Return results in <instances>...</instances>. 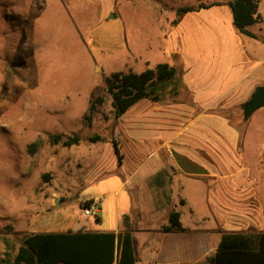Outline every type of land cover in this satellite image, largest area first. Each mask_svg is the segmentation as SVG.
<instances>
[{
    "label": "rangeland",
    "instance_id": "rangeland-1",
    "mask_svg": "<svg viewBox=\"0 0 264 264\" xmlns=\"http://www.w3.org/2000/svg\"><path fill=\"white\" fill-rule=\"evenodd\" d=\"M227 2L0 0V264H12L27 235L74 230L77 222L89 231L124 230L122 220L127 215L137 249L155 242L166 246L175 238L194 243L197 232L220 228L222 197L211 200L205 182L182 177L178 190L181 177H174L171 191L148 185L170 157L160 151L146 157L151 146H144L140 137L146 133L133 131L125 161L119 162L113 145L123 146V118L115 114L104 79L113 71L140 72L157 62H169L170 53L178 50L180 62L194 68L207 57L209 67L204 71L209 74L210 89L219 83L231 89L243 73L240 49L264 64V43L241 33L236 36L228 28L232 24ZM182 6L196 9L178 15ZM257 10L262 21L248 29L264 37V0H258ZM176 68L179 79L167 82L144 102H189L182 67ZM92 94L102 95L104 101L88 126L84 116ZM242 102L224 111L234 125L233 135L219 131L217 137L213 132L205 149L213 167L234 169V175L225 180L226 192L252 183L256 203L263 204L264 107L245 119ZM58 133H78L81 139L65 146L63 136L53 143L51 135ZM94 135L99 139L91 140ZM32 142L36 145L29 148ZM149 190L154 204L159 200L156 207L147 200ZM178 193L186 205L180 206ZM87 199L99 202V219L95 212L83 214ZM174 207L186 231L161 238L157 228L167 223ZM255 217H250L251 225L228 222L223 230L257 232ZM202 241L208 250L205 255H196L191 244L183 257H196L195 264H205L215 250V239ZM262 245L264 250V238ZM248 253L251 264L260 263L257 252Z\"/></svg>",
    "mask_w": 264,
    "mask_h": 264
},
{
    "label": "crops",
    "instance_id": "crops-1",
    "mask_svg": "<svg viewBox=\"0 0 264 264\" xmlns=\"http://www.w3.org/2000/svg\"><path fill=\"white\" fill-rule=\"evenodd\" d=\"M182 19L183 18H181L180 21ZM228 28H232V31H234L237 36L238 32L233 25ZM250 29L251 28H249V30ZM252 32L256 35V38L249 37V39L261 41L264 38L258 36L256 32ZM240 51L238 60L242 64L241 71L243 73L240 75L239 80L236 81V85L228 90H226L228 86L226 83H219L216 88L210 89V77L209 74L204 71L205 68L209 67L207 57L202 59L203 62L201 66L194 68L191 65H184L180 62L181 54L178 50L174 53L171 52L169 62L175 67H182V82L189 94V102L180 100L171 104H148L144 102L147 97H143L120 115L123 118L121 123H123L122 128L124 131L123 146H120V144L117 145L118 151H120V161H125L124 154L127 151V146H129L133 140L131 135L134 134V130L146 133L144 136H140L144 146L147 148L151 146V149H148V153H146V157L151 156L154 151H160L166 158L170 157V159L164 161L161 170L156 172V176H153L149 180L148 185H150L152 189L160 187L163 191H171L174 187V180H176L174 177H181L177 185L178 190H180L182 186V177L186 178L188 181L198 179L206 183L211 200H213V197L219 195L222 197L221 202L223 204L219 205V210L222 212L219 219L220 228L215 230L205 229L201 232H197V237L194 236L196 238L194 243L188 240L186 241L183 238L180 240L175 238L174 243L171 241L172 243L169 242L166 246H162L160 242H155L151 245L142 244L137 249L134 244V235L129 227L124 225L125 222L128 223V216H123L122 227L129 229L132 235L135 255L134 264H195L196 257L193 259H190V257H183V254L185 256V252L190 250L191 244L194 246L193 250L195 254L197 252L196 255H205L208 250H204V247H207L202 245L204 244L202 241L203 239H215V248L221 233L226 231L246 232L248 230L240 228L223 230L228 222L231 224L248 222V225H251L249 224V222L252 221L250 218L251 216H256L255 225L258 226L257 232L264 231V203L260 204L259 201V204L256 203L257 199L253 195V190L255 189L253 188V184L250 183L247 187L239 185V188L237 187L233 192H226L225 180L234 175L232 174L234 169L231 171V166L230 171L213 167L209 160L210 155L206 152L207 149H205V145H211L213 132L216 133L217 137L221 135L219 131H224L225 134H230L231 136L233 135L234 129L232 126L234 125L230 123V119L224 111L242 102L255 86L264 84V64L249 58L246 52H244L243 47ZM155 64H153L152 67H154ZM220 77L223 78V75ZM138 102H141V106H135ZM211 148L214 149L213 147ZM208 150L210 151V149ZM219 155L223 157V161L226 162V157L224 158L223 154ZM234 164L237 165L240 170L243 168L241 164ZM159 172L160 176L157 175ZM147 195H149L147 196V200L151 203L150 205L153 203V206L156 207L159 200H156V204H154L155 202L152 200H155V196L152 195L151 190H149ZM177 201L180 206L186 205V199L179 193L177 194ZM97 206L100 208L99 202H97ZM255 206L258 207V210H256ZM175 208L176 207L171 210L179 211ZM97 215H95V217ZM165 224L157 228L161 238L165 236L170 237L175 233L186 231V227L183 226L181 220L180 226L172 231H164L163 226ZM75 227L76 228L71 231H89L85 230V225H82L81 222H77ZM142 230L148 231L147 229ZM120 231L123 230H114V232ZM248 232L252 231L249 230Z\"/></svg>",
    "mask_w": 264,
    "mask_h": 264
},
{
    "label": "trees",
    "instance_id": "trees-1",
    "mask_svg": "<svg viewBox=\"0 0 264 264\" xmlns=\"http://www.w3.org/2000/svg\"><path fill=\"white\" fill-rule=\"evenodd\" d=\"M231 12V23L238 33L251 38L256 35L248 26L262 21L257 10L258 0H228ZM193 6H182L177 14L193 11ZM264 43V38L261 40ZM179 79L177 68L162 61L154 67H146L140 72L113 71L105 77L106 90L112 99L116 116H120L132 104L143 97H151L157 90H163L167 82ZM104 97L92 94L84 116V123L90 126L94 114L102 105ZM62 133L51 135L53 143L61 141ZM61 141L68 146L78 144L81 137L78 133L64 136ZM98 140L99 136L90 137ZM32 142L29 148L35 147ZM114 152L120 162L117 145ZM91 199L84 201L88 205ZM179 211L170 210L164 231H172L180 226ZM99 219V216H96ZM127 227L128 223H124ZM264 231L244 232L226 231L221 233L212 255L205 258V264H251L250 251L259 255L260 263L264 264L262 240ZM248 254V255H247ZM134 264L135 255L132 235L129 229L114 231H39L27 235L16 250L12 264Z\"/></svg>",
    "mask_w": 264,
    "mask_h": 264
},
{
    "label": "water",
    "instance_id": "water-1",
    "mask_svg": "<svg viewBox=\"0 0 264 264\" xmlns=\"http://www.w3.org/2000/svg\"><path fill=\"white\" fill-rule=\"evenodd\" d=\"M109 17L114 18V14L110 13ZM243 117L247 119L254 111L264 107V85H257L250 93L248 98L242 102Z\"/></svg>",
    "mask_w": 264,
    "mask_h": 264
},
{
    "label": "built area",
    "instance_id": "built-area-1",
    "mask_svg": "<svg viewBox=\"0 0 264 264\" xmlns=\"http://www.w3.org/2000/svg\"><path fill=\"white\" fill-rule=\"evenodd\" d=\"M97 202H98L97 200H91V202H89L88 205H86L82 208L83 214L84 215H90L94 212L97 214V212L99 211V208L97 206Z\"/></svg>",
    "mask_w": 264,
    "mask_h": 264
}]
</instances>
